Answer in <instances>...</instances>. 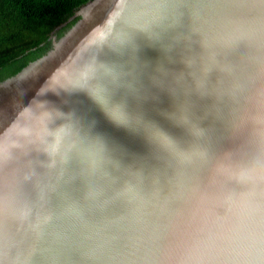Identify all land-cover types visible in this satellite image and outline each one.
<instances>
[{
  "label": "water",
  "instance_id": "obj_1",
  "mask_svg": "<svg viewBox=\"0 0 264 264\" xmlns=\"http://www.w3.org/2000/svg\"><path fill=\"white\" fill-rule=\"evenodd\" d=\"M75 19L0 80V264H264V0Z\"/></svg>",
  "mask_w": 264,
  "mask_h": 264
},
{
  "label": "trees",
  "instance_id": "obj_2",
  "mask_svg": "<svg viewBox=\"0 0 264 264\" xmlns=\"http://www.w3.org/2000/svg\"><path fill=\"white\" fill-rule=\"evenodd\" d=\"M90 1L0 0V80L46 52L50 37Z\"/></svg>",
  "mask_w": 264,
  "mask_h": 264
},
{
  "label": "flooded vegetation",
  "instance_id": "obj_3",
  "mask_svg": "<svg viewBox=\"0 0 264 264\" xmlns=\"http://www.w3.org/2000/svg\"><path fill=\"white\" fill-rule=\"evenodd\" d=\"M61 29H62V28L58 29V31H57V32H60V31H61ZM63 30H64V29H63Z\"/></svg>",
  "mask_w": 264,
  "mask_h": 264
},
{
  "label": "bare ground",
  "instance_id": "obj_4",
  "mask_svg": "<svg viewBox=\"0 0 264 264\" xmlns=\"http://www.w3.org/2000/svg\"><path fill=\"white\" fill-rule=\"evenodd\" d=\"M86 11H87V9H86Z\"/></svg>",
  "mask_w": 264,
  "mask_h": 264
}]
</instances>
